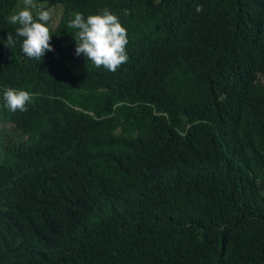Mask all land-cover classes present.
Here are the masks:
<instances>
[{
	"label": "trees",
	"instance_id": "obj_1",
	"mask_svg": "<svg viewBox=\"0 0 264 264\" xmlns=\"http://www.w3.org/2000/svg\"><path fill=\"white\" fill-rule=\"evenodd\" d=\"M37 1L60 10L40 62L0 0V264H264V0ZM104 8L116 72L67 27Z\"/></svg>",
	"mask_w": 264,
	"mask_h": 264
},
{
	"label": "clouds",
	"instance_id": "obj_2",
	"mask_svg": "<svg viewBox=\"0 0 264 264\" xmlns=\"http://www.w3.org/2000/svg\"><path fill=\"white\" fill-rule=\"evenodd\" d=\"M23 7L14 12L6 19L15 28V36L23 38L21 50L29 59L40 62L47 51H52L50 43L55 21L53 10L38 9L36 0H22ZM197 12L202 6H197ZM75 29L76 41L75 55L81 54L97 67H103L110 72H116L123 64L127 63L129 57L126 51L128 45L127 29L122 25L119 17L108 8H104L97 14L88 15L76 12L74 18L67 25ZM5 46L12 49L16 40L12 33H8ZM32 96L29 91L7 88L3 93V101L6 108L15 112L26 111L27 104Z\"/></svg>",
	"mask_w": 264,
	"mask_h": 264
},
{
	"label": "rangeland",
	"instance_id": "obj_3",
	"mask_svg": "<svg viewBox=\"0 0 264 264\" xmlns=\"http://www.w3.org/2000/svg\"><path fill=\"white\" fill-rule=\"evenodd\" d=\"M36 3L38 4V9L43 8V9L53 10V20L56 22V19L60 13L59 8H57V7L56 8H44V4L38 2L37 0H36ZM22 7H23L22 0H17L14 11L15 12L19 11ZM38 9H34L33 12L38 10ZM6 130H7V133L9 135V141L11 143H20V142H22L24 140L26 141L28 139L27 135H23V134L19 133L18 131H16L11 124L6 125Z\"/></svg>",
	"mask_w": 264,
	"mask_h": 264
}]
</instances>
